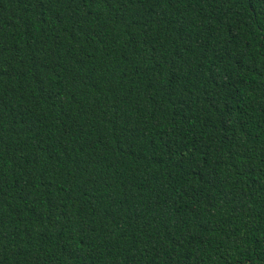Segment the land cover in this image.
<instances>
[{
  "label": "trees",
  "instance_id": "trees-1",
  "mask_svg": "<svg viewBox=\"0 0 264 264\" xmlns=\"http://www.w3.org/2000/svg\"><path fill=\"white\" fill-rule=\"evenodd\" d=\"M0 264H264V0H0Z\"/></svg>",
  "mask_w": 264,
  "mask_h": 264
}]
</instances>
